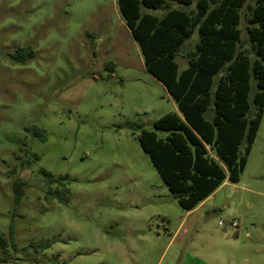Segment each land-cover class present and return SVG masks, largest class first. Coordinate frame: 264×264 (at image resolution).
<instances>
[{"label": "rangeland", "instance_id": "1", "mask_svg": "<svg viewBox=\"0 0 264 264\" xmlns=\"http://www.w3.org/2000/svg\"><path fill=\"white\" fill-rule=\"evenodd\" d=\"M168 113L116 0H0V264H264V111L239 181L189 214L137 141Z\"/></svg>", "mask_w": 264, "mask_h": 264}, {"label": "trees", "instance_id": "2", "mask_svg": "<svg viewBox=\"0 0 264 264\" xmlns=\"http://www.w3.org/2000/svg\"><path fill=\"white\" fill-rule=\"evenodd\" d=\"M116 4L145 71L164 86L177 108V113L154 121L152 130L140 131L139 147L178 206L190 212L224 182L237 183L246 166L264 111V0H116ZM244 7L248 48L243 47L238 27ZM195 31L197 42L180 54ZM24 52L18 50L13 59L24 63L32 54ZM179 55L187 62L181 71ZM41 173L59 181L45 170ZM23 186L17 179L12 182L15 202L21 199Z\"/></svg>", "mask_w": 264, "mask_h": 264}, {"label": "built area", "instance_id": "3", "mask_svg": "<svg viewBox=\"0 0 264 264\" xmlns=\"http://www.w3.org/2000/svg\"><path fill=\"white\" fill-rule=\"evenodd\" d=\"M237 227V221H232V223H230V228H232L233 230H235Z\"/></svg>", "mask_w": 264, "mask_h": 264}, {"label": "crops", "instance_id": "4", "mask_svg": "<svg viewBox=\"0 0 264 264\" xmlns=\"http://www.w3.org/2000/svg\"><path fill=\"white\" fill-rule=\"evenodd\" d=\"M211 196H212V195H210L209 197H211ZM209 197H208V198H209ZM198 206H199V205H198ZM198 206H197V207H198ZM197 207H196V208H197ZM196 208H195L194 210H192V211H190V212H186V213H187V214L192 213V212H194V211L196 210ZM174 236H175V234L173 235V237H174Z\"/></svg>", "mask_w": 264, "mask_h": 264}]
</instances>
